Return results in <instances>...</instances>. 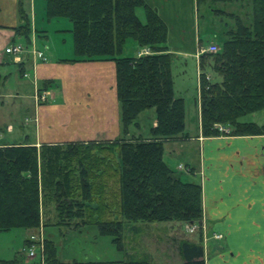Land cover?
Segmentation results:
<instances>
[{"label":"trees","instance_id":"1","mask_svg":"<svg viewBox=\"0 0 264 264\" xmlns=\"http://www.w3.org/2000/svg\"><path fill=\"white\" fill-rule=\"evenodd\" d=\"M205 1L215 15L233 23L223 24L228 27L220 49L201 56L202 133L264 135V123L242 120L264 110V0H198V4ZM234 2L242 14L216 7ZM139 7L145 10V21L137 15ZM46 16L71 21L74 61L115 62L124 133L150 108L156 111L157 123L150 138L76 141L40 148L0 146V231L43 224L80 232L91 226L111 237L125 253L123 264H158L129 252V234L146 224L177 222L184 227L203 217L202 185L184 180L182 172L165 160V144L189 136L185 100L174 88L168 25L145 0H46ZM250 16L252 21L247 23L245 17ZM21 17L24 22L16 31L29 40L30 22L23 7ZM130 38L150 53L126 55ZM206 65L219 75V81L207 78ZM115 152L118 163L111 154ZM44 208L53 218L43 222ZM44 243L46 264H94L62 261L56 243L49 239ZM180 252L184 264H205L199 243L182 239ZM14 263L0 260V264Z\"/></svg>","mask_w":264,"mask_h":264},{"label":"crops","instance_id":"2","mask_svg":"<svg viewBox=\"0 0 264 264\" xmlns=\"http://www.w3.org/2000/svg\"><path fill=\"white\" fill-rule=\"evenodd\" d=\"M145 1L168 25V50L178 53L179 50L170 43L171 25H180L177 30L187 22L192 27L196 25L200 10L198 0ZM203 3L204 24L210 23V18L218 16L210 9L209 1ZM22 7L30 22L29 40L16 31L24 22ZM136 11L145 21L144 8L139 7ZM237 12L242 14L241 10ZM46 18V0H0V99L2 106L5 97L12 100L9 118L0 119V146L30 144L40 148L43 144L76 141L150 138L130 133L131 126L128 133L123 132L115 62L74 61V40L73 46L68 42V36L73 34L71 21L54 18L58 21L52 25L54 19ZM216 23L224 24L222 20H216ZM40 37L47 39L44 50L36 49ZM195 40L200 88L201 50L219 43L209 40L205 44L200 36ZM15 44L26 49L19 56L5 51ZM144 48L148 47L137 43L132 56L139 55ZM37 51H41L45 59L39 57ZM12 79L17 80L16 91L6 87ZM24 80L29 84L28 89ZM40 93L46 94L45 101L38 100ZM198 102V121L197 124L192 123L196 131L187 130L186 122L189 136L167 142L165 158L184 152L187 158L173 168L180 172L186 170L185 177H189L186 181L202 185L203 217L196 222L199 228L195 232H187L180 223L168 222V232L152 233L145 230L150 227L141 226L129 234V252L147 256L158 264H184L180 244L186 238L203 246L205 264H264V135L204 136L200 93ZM18 112L23 114L25 122L22 127L27 130L23 137L13 138L17 122L14 123L10 117ZM138 118L135 126L139 125ZM156 123L155 111L153 126ZM111 154L118 163V153ZM42 217L44 222V219L53 218V213L47 214L44 208ZM13 230L18 231L14 233ZM0 232L16 234V246L0 245V260H15L14 264H46L40 255L31 257L26 249L31 237L40 233L44 240L56 243L58 257L62 261L123 264L126 259L125 253L117 249L111 237L100 235L91 226L78 232L41 224L33 229L15 228ZM215 234H222V237L217 238Z\"/></svg>","mask_w":264,"mask_h":264},{"label":"rangeland","instance_id":"3","mask_svg":"<svg viewBox=\"0 0 264 264\" xmlns=\"http://www.w3.org/2000/svg\"><path fill=\"white\" fill-rule=\"evenodd\" d=\"M240 3H241V0H240ZM216 7L229 11V12H237L238 10H240L239 4L237 2L219 3L216 5ZM246 10H249V7H247ZM246 10L244 9V11ZM204 11H205V5L204 3H201L200 10H199V18H198L199 25L198 23H196V25H193L192 27L191 23L187 22L185 23L183 27L181 26V28L177 30V28L180 27V25L177 26L172 23L171 27L173 29L170 32V43L173 44L176 50H179L178 53L174 54V58L172 62V74H173L174 88H175L176 94L183 96L185 99V107L187 109V119H186L187 130H192L193 132L196 131V127H194L192 123L194 122L195 124H197V121H198L197 120V114L199 110L198 99H199V93H200L199 63L195 56V49L197 47V44L195 43L196 41L195 39L198 36H200L203 42L207 44L209 40L213 38L218 41L219 43L218 47L220 49V46H221L220 43L223 37V30L224 29L227 30L228 26L224 27L223 24L222 26L217 25L216 20H219V21L222 20L224 23L225 22L233 23V21L230 18L218 16V17L210 18V21L212 23L208 22L204 24V19H203V15H205ZM187 18L188 17H186V19ZM245 18H246L245 21L247 23L252 21L251 16L245 17ZM61 19H66V18H61ZM66 20L69 21L68 19ZM56 21L58 20L57 19L52 20V25H55L53 23H57ZM51 29L52 28L50 27V30ZM217 35L219 36V39ZM68 38H69V41H68L69 46L70 45L73 46V34H71V37L68 36ZM38 39H39L38 48L36 49L44 50L45 49L44 41L47 40L46 37H43V38L40 37ZM70 42L72 43L70 44ZM136 44H137L136 41L133 40L132 38L128 39L125 44L124 53H126L129 56H132L133 54H135L134 45ZM180 48H183V49H180ZM205 70L208 72V74L212 77L213 80L215 81L220 80L219 75L213 72L212 68L209 65H206ZM23 83L27 85L26 89H28L29 84L27 83V81L24 80ZM17 84H18L17 80L12 79L6 84V87L8 88L10 87L16 91ZM4 102H5L4 106H2L3 104H0V119L6 120L9 118V115H10L9 110L12 107L11 106L12 100L8 97L7 98L5 97ZM10 118L13 120L14 123L17 122L16 131L15 133L12 134V137L13 138L23 137L26 134L25 130H27L26 127H22V125L25 122L23 114L18 112L17 114H13L12 117ZM154 118H155L154 108H150V109H147L141 112L138 118L139 125L135 126L136 124H132L130 127V133H136V134H141L144 137H150ZM242 120L255 121V122H258L259 124H262L264 123V110L255 112L252 114H248L244 116ZM186 158H187V155L184 154V152L182 153L180 152V153H177V156L175 157L168 155L165 158V160L170 166L175 167L178 164V162L181 161L183 163V161ZM185 176H186V170H182V178L184 180H186V178H189ZM151 225L153 224H146V227H150V228L149 229L145 228V230H147L148 232H152V233H155L156 231L164 233L165 231H167V227H168L167 226L168 224L166 223H155V225L153 226ZM157 226L158 228L155 229V227ZM13 231L14 233H17L15 231H18V230H13ZM20 231H23V230H20ZM10 233H13V232H10ZM16 240H18L16 237V234H8L6 232H0V245H9V246L14 247L17 245Z\"/></svg>","mask_w":264,"mask_h":264},{"label":"built area","instance_id":"4","mask_svg":"<svg viewBox=\"0 0 264 264\" xmlns=\"http://www.w3.org/2000/svg\"><path fill=\"white\" fill-rule=\"evenodd\" d=\"M25 50L26 49L23 45L15 44V45H12L10 47H7L5 51L9 54H14L16 56H19ZM218 50H219V47L217 45L210 44L208 47L201 50V54L207 53V52L216 53ZM36 53L39 57L45 59V57L41 51H37ZM148 53H150V49L144 48L142 51L139 52V55H144V54H148ZM210 77H211L210 75H207V78H210ZM37 98L39 101H45L47 99L45 93H40L37 96ZM219 127H220V130H226L227 132H229V130H230L229 128H226L222 125H219ZM182 168L185 169L184 166ZM184 228L187 232H195L196 230H198L199 225L196 222L185 223ZM215 236L217 238H221L222 234H215ZM30 241H31V245L27 246V248H26L29 252V255L31 257H35L37 255H40L42 257V259L44 260L45 259V255H44V244H45L44 242H45V240H44L42 233H40L39 235H36V236L35 235L32 236Z\"/></svg>","mask_w":264,"mask_h":264}]
</instances>
